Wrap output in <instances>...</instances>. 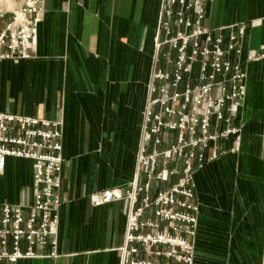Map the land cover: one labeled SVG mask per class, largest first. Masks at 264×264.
<instances>
[{
	"label": "crops",
	"instance_id": "1",
	"mask_svg": "<svg viewBox=\"0 0 264 264\" xmlns=\"http://www.w3.org/2000/svg\"><path fill=\"white\" fill-rule=\"evenodd\" d=\"M159 8L160 0H44L38 59L19 64L0 61V112L63 119L65 126L61 257L16 264H120L118 248L125 241L128 206L119 201L94 207L90 196L125 188L133 179ZM259 17H264V0H214L206 5L204 24L215 28ZM263 43L264 24L249 28L243 59L249 49H259ZM255 65L247 66L246 104L264 93L261 85L252 83ZM220 147L227 153L195 175L201 204L196 264H225L228 253L235 264H261L264 164L257 165L249 177L238 178L240 187L249 185L241 187L247 193L244 197L234 185L239 155L229 151L232 138ZM243 147L242 137L241 156ZM14 164L27 170L28 190L17 186L11 201L0 203H31V161L9 158L0 180L12 173ZM244 198L251 202L250 211Z\"/></svg>",
	"mask_w": 264,
	"mask_h": 264
},
{
	"label": "built area",
	"instance_id": "2",
	"mask_svg": "<svg viewBox=\"0 0 264 264\" xmlns=\"http://www.w3.org/2000/svg\"><path fill=\"white\" fill-rule=\"evenodd\" d=\"M213 1L162 0L135 178L90 196L94 207L128 206L120 264H196L195 173L227 153L224 140L232 138L233 154L241 151L245 64L264 59V43L243 59V41L264 17L211 28L204 21ZM43 18L44 0H0V61L32 59ZM63 137V119L0 112V177L9 158L33 164L32 202L0 203V264L61 257Z\"/></svg>",
	"mask_w": 264,
	"mask_h": 264
},
{
	"label": "rangeland",
	"instance_id": "3",
	"mask_svg": "<svg viewBox=\"0 0 264 264\" xmlns=\"http://www.w3.org/2000/svg\"><path fill=\"white\" fill-rule=\"evenodd\" d=\"M81 5H83L82 2H81ZM161 6H162V0H160L158 20H157V25H156V29H155V35L153 38L151 71H150V76H149V81H148L147 99H146L143 117H145L146 109L148 107L149 94H150L149 88L151 85V79L153 76V72L155 70V55H156L155 37H156L157 31L159 28V23H160ZM67 12L68 13L70 12L69 6H67ZM44 15H45V10H44ZM243 48H244V41H243ZM37 52H38V50L35 51L34 57L32 59H35V60L38 59ZM65 61H66V59H65ZM20 62H17V63L12 62V63L19 64ZM251 63L252 64L256 63L257 65H255V66H257L256 69H258V70H256L257 72L256 73L254 72V74H253L254 77H252V83L254 85H261V87L264 88V59L258 58L257 60H255L253 62L246 63L245 64L246 70H247L248 64H251ZM247 73H248V71H247ZM195 76H197V75H195ZM247 81H248V78H247ZM257 95L260 96V98H258L259 100L255 101L253 99V101H254L253 104H251L249 101L246 104V101L248 100L247 98L249 96V94H247L245 102H244L243 106L241 107V109L239 110L238 120H237V122L239 123L241 130H242V137L244 138L243 152L244 151L245 152H244V155L241 156L240 155L241 151H240L238 153L239 156L237 157L236 161L234 162V164L236 165L235 175H236V179H237V181L234 182V185L238 191L240 189V191L243 192L242 195L244 197H246L247 193L245 194V189H244V191H242L241 187H244V186L249 187V185L247 184V182L244 184L241 183L242 185L240 187L238 178L249 177L250 176L249 172H252V170L254 168H256L257 165H260L261 163L264 164L263 163L264 162V93L263 94L257 93ZM243 108L245 111L242 114ZM143 119H145V118H143ZM143 126H144V121H143ZM142 134H143V127H142L141 136H142ZM245 155L249 156L250 161L245 159V157H244ZM136 169H137V162H136ZM136 169H135V173H136ZM26 173H27V170L21 164L20 165H16V164L13 165L12 173L8 174L7 177L2 178L0 180V200H5L7 202H10L13 194L16 193L17 186H19L20 189L22 187V190H25V189L28 190V185H26V183H25V178L27 176ZM135 173H134L133 179L130 183L133 182V180L135 178ZM196 173H195V175H196ZM252 174H254V172ZM130 183L127 186H129ZM248 187L246 189H248ZM122 189H124V188H122ZM196 189H197V185H196ZM197 198H198V196H197ZM244 201H245L244 206H246L247 211H250L249 207L251 205L250 204L251 202H249V200H247L246 198H244ZM10 204L17 205L19 203H17V204L16 203H10ZM27 204H30V203H27ZM230 240L232 241L231 237H230ZM235 263H236V261L234 259L232 260V258H231V253H228L227 261L225 264H235Z\"/></svg>",
	"mask_w": 264,
	"mask_h": 264
},
{
	"label": "bare ground",
	"instance_id": "4",
	"mask_svg": "<svg viewBox=\"0 0 264 264\" xmlns=\"http://www.w3.org/2000/svg\"><path fill=\"white\" fill-rule=\"evenodd\" d=\"M13 4H14V3H13V2H11L10 6L12 7V6H13Z\"/></svg>",
	"mask_w": 264,
	"mask_h": 264
}]
</instances>
